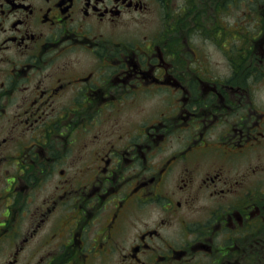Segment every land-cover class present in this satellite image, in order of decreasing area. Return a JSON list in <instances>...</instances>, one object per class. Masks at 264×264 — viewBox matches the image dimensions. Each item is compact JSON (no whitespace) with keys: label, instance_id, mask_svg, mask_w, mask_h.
<instances>
[{"label":"flooded vegetation","instance_id":"obj_1","mask_svg":"<svg viewBox=\"0 0 264 264\" xmlns=\"http://www.w3.org/2000/svg\"><path fill=\"white\" fill-rule=\"evenodd\" d=\"M0 264H264V0H0Z\"/></svg>","mask_w":264,"mask_h":264},{"label":"rangeland","instance_id":"obj_2","mask_svg":"<svg viewBox=\"0 0 264 264\" xmlns=\"http://www.w3.org/2000/svg\"><path fill=\"white\" fill-rule=\"evenodd\" d=\"M148 27V26H147Z\"/></svg>","mask_w":264,"mask_h":264}]
</instances>
